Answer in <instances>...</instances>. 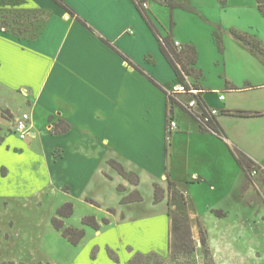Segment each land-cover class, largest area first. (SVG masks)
Masks as SVG:
<instances>
[{
    "label": "crops",
    "instance_id": "1",
    "mask_svg": "<svg viewBox=\"0 0 264 264\" xmlns=\"http://www.w3.org/2000/svg\"><path fill=\"white\" fill-rule=\"evenodd\" d=\"M138 1L148 4V15L160 34L165 36L166 31L160 30L156 23L158 19L155 8L160 5L156 4L160 0ZM218 1L223 6L239 7L245 5L246 0ZM252 1L255 5L253 15L243 7L238 8L234 13L235 18L227 24L226 31L230 34L231 29H236L250 35L258 39L264 48V15L258 10L257 0ZM64 2L98 34L108 39L122 55L105 44L98 35L93 34L54 0H15L11 4L2 2L0 11L16 9L50 13L42 33L35 39H20L0 28V132H8L6 137H0V147L7 154L21 153L28 147L20 142L22 139L14 131L16 120L24 113L30 115L32 130L29 137L33 140L40 139L42 155L38 157L37 165L43 168L55 166L60 161L65 162L70 155H74L76 164L88 162L89 158L100 153L98 149L102 145L116 148V152L119 151L118 154L125 157L112 154L111 158L105 159L110 174L116 180V190L118 191L119 185L124 187V191H118L120 200L117 209L122 211H125L126 205L141 203L121 204V199L134 190L141 192L145 177L140 168L151 162H158L162 173L158 181L155 178L149 180L150 191L153 196V184L159 183L165 190L164 200L166 199L167 205L168 176L176 186L180 182L192 187H201L208 183L210 189L216 192L227 188L224 178L226 173L223 174L222 171H226L228 165L230 170H237L244 181V173L231 152L233 147L243 151L264 168V53L260 55L263 58L260 61L259 55L242 41L231 34L225 36L224 41H221L224 46L222 62L224 65H235L245 73L241 78L226 74L227 82L206 87L202 81L203 73L198 67V46L193 39L177 35L175 22L172 34L169 35L179 44L196 49L195 68L202 74L196 82L197 90L201 91L200 96L207 107L219 110L220 114L216 119L224 132V139L213 132L201 130L197 120L179 104H175L173 110L178 128L167 139L170 111L168 96L135 66L154 78L167 92L182 85L163 55L156 35L134 1ZM141 38L149 40L151 47L140 48L141 51L136 52ZM227 43L240 56L246 58V61L243 62L242 58L233 60ZM248 65L256 71L247 72ZM223 94L225 99L221 100L220 96ZM59 123L64 126L67 124L69 129L65 132H54L55 125ZM229 124H235L237 128L232 130L233 127ZM10 129H13L14 134L10 133ZM180 158L196 165L184 174L181 181L176 179L172 168V163ZM109 160H115L127 171L137 173L140 184H130L109 165ZM222 161L225 167H222ZM2 166L8 170L6 177H1L6 180L11 176V169L5 164ZM104 176L106 177L105 174ZM68 183L66 180L62 183L68 187L67 192L71 189ZM164 200L159 204L165 203ZM83 201L100 208V203L95 199L84 197ZM66 203L71 202H64L60 207ZM59 208L56 209L54 217L58 216ZM110 209H114L112 215L115 214L116 208L110 207L107 211ZM88 216L95 217L100 225V229L95 230L96 234L107 225L104 223L106 217L100 221L95 215H85L81 219V228L85 229L86 234L90 227L83 224V219ZM68 218L63 219L65 225ZM114 218L116 219V215ZM107 220L108 224L112 222L109 218ZM59 233L62 236V231ZM110 251L119 258L114 249L107 247L108 254ZM108 260L115 262L111 258Z\"/></svg>",
    "mask_w": 264,
    "mask_h": 264
},
{
    "label": "rangeland",
    "instance_id": "2",
    "mask_svg": "<svg viewBox=\"0 0 264 264\" xmlns=\"http://www.w3.org/2000/svg\"><path fill=\"white\" fill-rule=\"evenodd\" d=\"M14 1L0 0V5L2 2L11 4ZM175 1L188 4L191 9H172L157 2L156 4L160 5L154 7L158 19L156 23L160 30L166 31L167 34L163 37L172 34L173 24L176 22L177 35L196 42L199 50L198 67L203 73L204 85L214 87L227 82L226 74L241 78L244 71L235 65H224L222 62L223 52L219 51L213 34L217 32L223 42L225 36H230L226 27L235 18L234 13L243 7L252 16L254 2L246 0L245 5L238 7L223 6L218 0ZM143 3L142 8L146 10ZM0 16L4 30L20 39L31 40L42 33L50 13L6 9L0 11ZM151 44L149 40L141 38L136 52L140 48L151 47ZM227 46L233 60L242 58L243 62L246 61L232 45L227 43ZM256 54L259 55L258 60L263 61L261 54ZM246 71L252 73L256 70L248 65ZM186 80L191 83L193 79L188 77ZM180 95L184 96L180 97L183 104L191 99L189 94ZM183 104L179 105L188 112ZM229 125L233 127L232 130L237 128L235 124ZM10 133L14 134L13 129H10ZM171 133L168 132L167 126V139ZM7 134L4 130L0 132V137H6ZM20 142L28 146L21 153L7 154L8 152L0 147L1 260L28 264H114L116 262L108 260L111 258L107 252L108 247L114 249L119 256L120 261L116 264H126L136 253L150 252L157 253L167 264H173L168 249L169 213L178 212L192 223V234L197 244L189 264H264L262 166L257 165V173L252 174V179L248 182L245 174L243 181L237 170H230L227 165V170L222 171L223 174L226 173L224 178L227 188L217 190L218 192L211 190L208 183L201 187H192L180 182L176 186L178 198L173 204L167 205L165 199V203L155 205L149 180L155 178V181H158L162 169L158 162H151L140 168L145 177L141 185L144 200L141 203L126 205L125 212L117 209L120 194L116 190V180L110 174L106 163V159L111 158L112 154L125 157L118 154L116 148L102 145L98 149L100 153L94 158H89L88 162L76 164L74 155H70L65 162L60 161L55 166L43 168L37 165V159L42 155L40 139L33 140L28 137ZM175 161L172 168L179 181L184 174L196 167L193 162H185L181 158ZM2 164L11 169V176L6 180L1 178L6 177L8 173ZM222 167H225L224 161ZM104 174L114 181L108 180ZM65 180L71 187L69 192L68 187L62 185ZM167 188L169 192V185ZM181 193L185 195L184 198L180 196ZM84 197L98 201L100 208L83 201ZM64 202L74 205V214L65 221V227L73 225L81 228V219L85 215H95L100 221L106 217L112 222L104 225L97 234L95 229L89 226L83 241L73 245L61 236L51 222L56 209ZM110 207L116 208L115 214L107 211ZM218 212L222 215H218ZM200 230L207 236L210 259L204 257L199 240ZM182 262L185 261L182 260L179 264Z\"/></svg>",
    "mask_w": 264,
    "mask_h": 264
},
{
    "label": "trees",
    "instance_id": "3",
    "mask_svg": "<svg viewBox=\"0 0 264 264\" xmlns=\"http://www.w3.org/2000/svg\"><path fill=\"white\" fill-rule=\"evenodd\" d=\"M60 7H62L68 14H70L72 17H75L81 24H83L86 28H88L93 34H96L100 37V39L110 46L114 51H116L118 54L122 55L117 48L114 47L111 42L102 37L100 34H98L93 27H91L88 22L84 19H82L79 14L70 7L67 3L64 2V0H54ZM136 7L146 20L148 26L150 29L154 32L156 35L160 49L165 56V58L168 60L170 65L172 66L175 75L177 76L179 82L182 86H184L187 89H190V85L197 89L196 82L201 78L202 74L200 71H198L195 68L196 62H197V51L194 47L189 45H181V49H179L176 46V41L172 38L171 35H168L166 37H163L160 32L158 31L157 27L151 20L150 16L148 15L147 11L142 8L141 3L145 1H138L133 0ZM160 2L164 5L170 6L172 9L177 7H185L191 9L188 4H182L175 0H160ZM259 10L264 15V0H257ZM0 28H3V21H1L0 16ZM230 34L240 41H242L250 50H252L255 53L263 54L264 48L261 45V42L245 33H241L237 31L236 29H231ZM214 37L216 40V44L218 46V49L220 52H223V46L221 42V38L219 34L216 32L214 33ZM126 61H128L131 65L135 66L133 63L130 62V60L126 57H124ZM142 74H144L152 83H154L156 86H158L161 90H163L167 96L169 92L164 90L162 85H160L154 78L150 77L149 75L145 74L144 71L139 68L138 66H135ZM185 76L192 77L194 82H191L190 85L187 82ZM201 98V97H200ZM169 100V107L171 109V112L173 113L174 106L176 103L175 100H171L168 96ZM201 102L203 105L205 103L203 102L201 98ZM206 106V105H205ZM174 116V115H173ZM210 124L213 128V131L216 135H218L220 138L224 139V132L220 128L217 119L214 118L210 120ZM201 130L206 131L201 125ZM69 129V126L65 124V126L62 124H56L54 128V132H65ZM208 132V131H206ZM1 143V140H0ZM231 152L234 156V159L236 160L237 164L240 166L241 170L245 174V177L247 178L248 182L251 181L252 172L253 170L257 171L258 167L257 164L249 158L243 151L240 149L233 147L231 148ZM109 165L114 168L125 180H127L130 184L134 186H138L140 184V177L137 173L132 171H127L122 164L115 160H109ZM169 197H168V204L171 205L174 201L178 198V192L176 190V185L174 182L171 181L169 178ZM118 191L122 192L124 191V187L122 185H119L117 187ZM153 202L154 204L161 203L165 198V190L162 188V186L158 183L153 184ZM182 198H184V195H181ZM144 200L141 192L139 190H134L132 193L124 196L121 199V204H130V203H137L142 202ZM110 212H113L114 209H110ZM74 212L73 205L71 203H66L62 207H60L57 211V217H54L52 219V224L54 228H56L59 231H62L63 237L68 239V241L73 245H78L85 237V229L84 228H77V227H65L63 219L68 218L72 216ZM218 215H222L218 212ZM170 217V229H169V237H168V249L171 254L172 262L173 264H179L182 260L185 262H182L181 264H189L190 259H193L194 254L197 249L196 241L192 234V223L189 219H187L185 216L179 214L178 212H172L169 213ZM104 223L108 224V220L104 219ZM83 224L86 226H90L95 230L100 229V225L97 222L96 218L93 216H88L83 219ZM200 243L203 248V254L204 257L207 259L211 258L210 249L208 246V240L205 232L203 230H200ZM109 256L116 262H119V258L114 255L112 251L109 252ZM0 264H28L25 262H15V261H3L0 259ZM127 264H167L166 261L161 258L157 253L150 252L147 254L144 253H136L133 255Z\"/></svg>",
    "mask_w": 264,
    "mask_h": 264
},
{
    "label": "built area",
    "instance_id": "4",
    "mask_svg": "<svg viewBox=\"0 0 264 264\" xmlns=\"http://www.w3.org/2000/svg\"><path fill=\"white\" fill-rule=\"evenodd\" d=\"M145 8H148V4L146 2L143 3ZM130 33L132 32L130 29L128 30ZM176 46L181 49V44L178 42L175 43ZM188 79L187 76H185ZM190 85V81L187 80ZM180 94H189L191 99L183 104L181 98L179 97ZM201 91L195 89L193 86L190 85V89L181 86L179 88H174L172 91H169L168 96L171 100L177 101V104L185 105L187 111L197 120V122L208 132H213V128L210 124V120L216 118L220 112L215 108H209L202 104L201 102ZM201 97V98H200ZM221 100L225 99L224 94L220 96ZM200 111H197V110ZM168 131L169 133L174 132L178 128L177 121L175 120L171 109L169 111V121H168ZM32 125L30 122V115L24 113L18 120H16L14 125V131L18 135V137L22 140L27 139L31 135ZM257 171L253 170L252 174H256Z\"/></svg>",
    "mask_w": 264,
    "mask_h": 264
}]
</instances>
